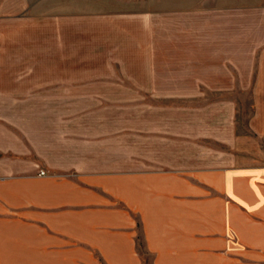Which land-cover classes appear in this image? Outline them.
Returning <instances> with one entry per match:
<instances>
[{
  "label": "crops",
  "instance_id": "1",
  "mask_svg": "<svg viewBox=\"0 0 264 264\" xmlns=\"http://www.w3.org/2000/svg\"><path fill=\"white\" fill-rule=\"evenodd\" d=\"M263 23L254 43L261 52L245 49L239 84L234 28L222 26V67L205 85L249 93L250 108L240 116L229 102L227 149L194 150L206 162L144 169L132 158L125 168L122 135L109 136L104 126L65 133L63 115L38 118L34 131L4 144L0 264H264ZM106 76L108 84L96 85L114 92L188 90L168 87L155 70L147 84H124L121 71ZM202 84L196 74V87Z\"/></svg>",
  "mask_w": 264,
  "mask_h": 264
},
{
  "label": "rangeland",
  "instance_id": "2",
  "mask_svg": "<svg viewBox=\"0 0 264 264\" xmlns=\"http://www.w3.org/2000/svg\"><path fill=\"white\" fill-rule=\"evenodd\" d=\"M228 22L239 84L245 49L261 52L254 43L264 0H0V158L10 154L3 145L34 131L38 118L63 115L65 133L97 134L104 126L109 136L122 135L125 168L132 158L144 169L206 162L207 154L194 150L227 149L229 102L240 116L250 108L249 93L205 85L222 67L217 39ZM154 70L168 87L188 90L96 85L108 84L113 71H121L124 84H147ZM196 74L203 80L198 88ZM63 85L76 87L63 92Z\"/></svg>",
  "mask_w": 264,
  "mask_h": 264
},
{
  "label": "built area",
  "instance_id": "3",
  "mask_svg": "<svg viewBox=\"0 0 264 264\" xmlns=\"http://www.w3.org/2000/svg\"><path fill=\"white\" fill-rule=\"evenodd\" d=\"M39 174H40V175H43L44 173H43V172H40Z\"/></svg>",
  "mask_w": 264,
  "mask_h": 264
}]
</instances>
